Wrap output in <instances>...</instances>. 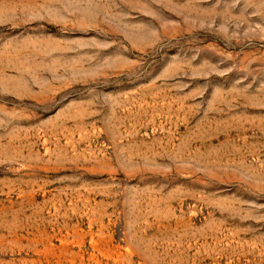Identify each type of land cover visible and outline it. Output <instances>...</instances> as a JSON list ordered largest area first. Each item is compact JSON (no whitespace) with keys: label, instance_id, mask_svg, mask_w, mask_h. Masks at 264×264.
I'll use <instances>...</instances> for the list:
<instances>
[{"label":"rangeland","instance_id":"1","mask_svg":"<svg viewBox=\"0 0 264 264\" xmlns=\"http://www.w3.org/2000/svg\"><path fill=\"white\" fill-rule=\"evenodd\" d=\"M0 264H264V0H0Z\"/></svg>","mask_w":264,"mask_h":264}]
</instances>
